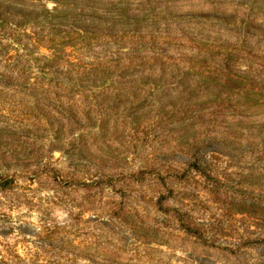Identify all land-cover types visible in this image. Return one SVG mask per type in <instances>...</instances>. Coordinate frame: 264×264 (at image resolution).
Listing matches in <instances>:
<instances>
[{
  "label": "rangeland",
  "instance_id": "1",
  "mask_svg": "<svg viewBox=\"0 0 264 264\" xmlns=\"http://www.w3.org/2000/svg\"><path fill=\"white\" fill-rule=\"evenodd\" d=\"M125 12L158 23L57 57L105 86L48 93L50 34ZM0 264H264V0H0Z\"/></svg>",
  "mask_w": 264,
  "mask_h": 264
},
{
  "label": "trees",
  "instance_id": "2",
  "mask_svg": "<svg viewBox=\"0 0 264 264\" xmlns=\"http://www.w3.org/2000/svg\"><path fill=\"white\" fill-rule=\"evenodd\" d=\"M79 11H77V9H73L68 13H65V17L67 18L64 21H60V22H55L54 18L56 17H60L59 16H54L53 19L48 20V24L50 27V29L52 28H58L61 29L62 27L65 26L66 24H69L67 27H71V28H77V21L83 20L84 15L81 13H78ZM108 25H113V28H117L118 25H121V29H117V31H115L113 28H111L110 26H108V28H103L101 29L99 27V24H95L93 23L91 26L86 27L85 29H88L89 31H86V34H82L80 32H73V34L77 33L79 37H83L84 39L80 42H77V39H73V35L70 32L66 33V36H63L62 33L60 35H51L50 37H48V42L51 45L50 49L52 50L49 56V59H51V64L49 63L48 66H50V71L52 73V75L49 77V79H46L45 85L48 87L47 92L58 96L60 99L62 97L65 98H70L71 94L73 92H83L85 90H92L93 87H104L105 86V80L102 81L101 85L100 83H96L98 82L97 77L99 75H104L107 72H110L111 69L107 70H103L101 71L102 74H99L97 71H94V73H90L89 77H95L96 79L92 81L91 78L87 79L86 81L79 79L80 81L78 82V79H75L72 75V72L70 71V73L68 74L67 77H65L64 79H62V81L57 77L53 75V72L57 73V71L60 69V63L58 61V58H60L62 56V54L66 51L67 46V42H73L72 44L74 45H70V48H75L76 47V43L78 44H82V45H86L87 47L92 46L95 42H99L98 38L104 36V37H118L120 39H124V38H136V37H143L145 35H147V31H152V29L150 30L149 27L151 24H156L157 22V18L152 15V14H147V15H140V13L138 14H134V13H129V12H125V13H121V14H114L111 13L110 16L108 17ZM41 26L43 27L42 29H46V25L45 23L41 24ZM158 28L161 26L160 24H157ZM169 26V25H166ZM91 30V31H90ZM240 32H243L242 30V26H241V30ZM70 38L69 40H66V38ZM118 44V42L116 43ZM132 45H128L127 43L125 44H121V46L118 45V47L116 49H113V47H109L106 50V54L105 56H108V64L110 65L109 67L112 66V64L117 65V68L120 70H124L127 67L122 66L121 63L123 61V59H135L137 57H143L142 54L145 53L146 55H150L151 53L155 54L153 47L151 45V47H145L144 45L142 46L140 44V42H136L133 41L131 43ZM163 52H166V48H162ZM60 56V57H58ZM58 57V58H57ZM85 57H79L78 58V62L76 63V66H80L81 64H83V61ZM98 58H95L94 61L97 62ZM99 66H95L94 68H97ZM108 66H103V68H109ZM102 68V67H101ZM66 81V82H64ZM36 101L38 102L37 104H39L38 99H36Z\"/></svg>",
  "mask_w": 264,
  "mask_h": 264
}]
</instances>
